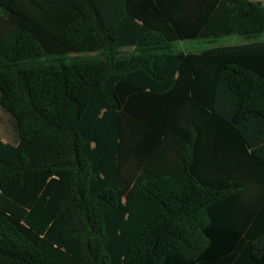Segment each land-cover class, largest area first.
<instances>
[{"label":"trees","instance_id":"trees-1","mask_svg":"<svg viewBox=\"0 0 264 264\" xmlns=\"http://www.w3.org/2000/svg\"><path fill=\"white\" fill-rule=\"evenodd\" d=\"M262 32L257 0H0V264H264V40L174 47Z\"/></svg>","mask_w":264,"mask_h":264},{"label":"rangeland","instance_id":"rangeland-1","mask_svg":"<svg viewBox=\"0 0 264 264\" xmlns=\"http://www.w3.org/2000/svg\"><path fill=\"white\" fill-rule=\"evenodd\" d=\"M255 39L264 40V32L260 33L257 38H251L248 40H255ZM212 40L213 41L204 40V39H197L195 41L188 40V41L183 42L185 44L184 47L182 46L181 42H175L174 47L184 48V49H194V51H200L206 48L207 46H210L211 44H214V45L234 44V43L244 42L245 39L241 35L232 34V35H227V36L216 38V40L214 39ZM192 42H195V44H192ZM123 50L128 51L130 50V48L127 47V48H124ZM95 53H97V51H84L80 53L72 52L69 55L95 54ZM50 57L52 56H44L43 59H49ZM125 127L127 128L128 126L126 125ZM139 162L140 161L138 159H136L135 157H132L128 160H125V162L123 163V172H124L125 180L127 181L128 184H131L133 182L135 176L139 172L140 166L142 164V162L141 163Z\"/></svg>","mask_w":264,"mask_h":264},{"label":"crops","instance_id":"crops-1","mask_svg":"<svg viewBox=\"0 0 264 264\" xmlns=\"http://www.w3.org/2000/svg\"><path fill=\"white\" fill-rule=\"evenodd\" d=\"M257 1H261L263 4H264V0H257ZM197 39H192V40H189V41H195ZM205 40V39H204ZM248 40V39H245L244 42ZM185 41H188V40H184V41H176V42H181L182 43V46L184 47V43ZM175 43V42H174ZM211 43V42H210ZM192 44H195V42H192ZM224 45H228V44H224ZM214 46H220V45H214V44H211L210 46H207V47H214ZM130 48V50L126 51V50H123L124 48ZM133 46H124V47H121V51H124V52H130L133 50ZM178 48V47H176ZM179 49H182L186 52H192L194 51V49H184V48H179ZM262 195H264L263 193V189L260 188L258 185H255L251 188V190L246 194L245 196V199L247 201L248 204H250V206H253L251 203L254 202V204H257V205H264V197L262 198ZM252 209V208H250ZM250 226L253 224V223H249Z\"/></svg>","mask_w":264,"mask_h":264}]
</instances>
